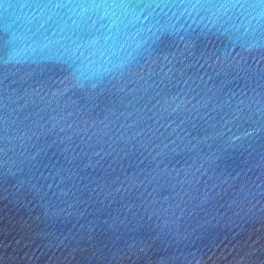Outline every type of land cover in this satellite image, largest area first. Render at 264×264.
<instances>
[{
  "label": "water",
  "instance_id": "95a60500",
  "mask_svg": "<svg viewBox=\"0 0 264 264\" xmlns=\"http://www.w3.org/2000/svg\"><path fill=\"white\" fill-rule=\"evenodd\" d=\"M0 203L59 264H264V0H0Z\"/></svg>",
  "mask_w": 264,
  "mask_h": 264
}]
</instances>
